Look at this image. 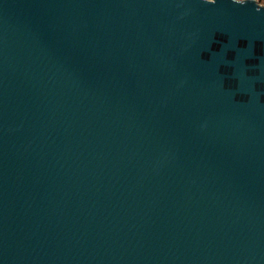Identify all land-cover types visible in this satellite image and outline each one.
Segmentation results:
<instances>
[{"label":"water","instance_id":"obj_1","mask_svg":"<svg viewBox=\"0 0 264 264\" xmlns=\"http://www.w3.org/2000/svg\"><path fill=\"white\" fill-rule=\"evenodd\" d=\"M206 2L0 0V264H264V5Z\"/></svg>","mask_w":264,"mask_h":264},{"label":"trees","instance_id":"obj_2","mask_svg":"<svg viewBox=\"0 0 264 264\" xmlns=\"http://www.w3.org/2000/svg\"><path fill=\"white\" fill-rule=\"evenodd\" d=\"M260 4H264V0H257Z\"/></svg>","mask_w":264,"mask_h":264},{"label":"clouds","instance_id":"obj_3","mask_svg":"<svg viewBox=\"0 0 264 264\" xmlns=\"http://www.w3.org/2000/svg\"><path fill=\"white\" fill-rule=\"evenodd\" d=\"M205 2H206V0H205ZM206 3H208V2H206ZM213 3H215V2H213ZM209 4H211V3H209Z\"/></svg>","mask_w":264,"mask_h":264},{"label":"rangeland","instance_id":"obj_4","mask_svg":"<svg viewBox=\"0 0 264 264\" xmlns=\"http://www.w3.org/2000/svg\"><path fill=\"white\" fill-rule=\"evenodd\" d=\"M264 5V4H263Z\"/></svg>","mask_w":264,"mask_h":264}]
</instances>
